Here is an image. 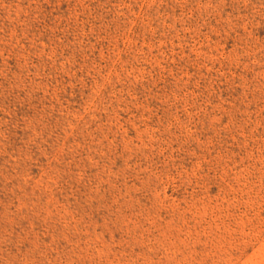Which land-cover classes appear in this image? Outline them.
<instances>
[{
  "label": "rangeland",
  "instance_id": "1",
  "mask_svg": "<svg viewBox=\"0 0 264 264\" xmlns=\"http://www.w3.org/2000/svg\"><path fill=\"white\" fill-rule=\"evenodd\" d=\"M0 264H264V0H0Z\"/></svg>",
  "mask_w": 264,
  "mask_h": 264
}]
</instances>
